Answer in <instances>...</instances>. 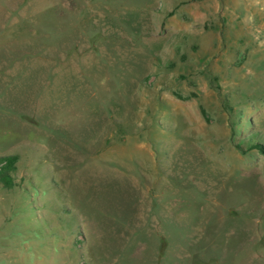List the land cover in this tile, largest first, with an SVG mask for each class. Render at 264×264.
I'll list each match as a JSON object with an SVG mask.
<instances>
[{
  "label": "rangeland",
  "instance_id": "1",
  "mask_svg": "<svg viewBox=\"0 0 264 264\" xmlns=\"http://www.w3.org/2000/svg\"><path fill=\"white\" fill-rule=\"evenodd\" d=\"M9 153L0 264H264V0H0Z\"/></svg>",
  "mask_w": 264,
  "mask_h": 264
},
{
  "label": "trees",
  "instance_id": "2",
  "mask_svg": "<svg viewBox=\"0 0 264 264\" xmlns=\"http://www.w3.org/2000/svg\"><path fill=\"white\" fill-rule=\"evenodd\" d=\"M257 147L260 148V144H258ZM18 161L19 156L17 153L0 154V181L7 188H12L15 185H22L15 181L12 174L17 168Z\"/></svg>",
  "mask_w": 264,
  "mask_h": 264
}]
</instances>
